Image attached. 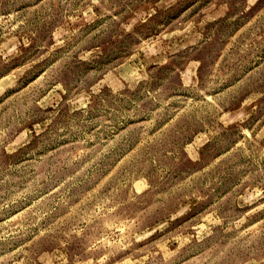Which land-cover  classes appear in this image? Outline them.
<instances>
[{
    "label": "rangeland",
    "instance_id": "374dc122",
    "mask_svg": "<svg viewBox=\"0 0 264 264\" xmlns=\"http://www.w3.org/2000/svg\"><path fill=\"white\" fill-rule=\"evenodd\" d=\"M0 264H264V0H0Z\"/></svg>",
    "mask_w": 264,
    "mask_h": 264
}]
</instances>
